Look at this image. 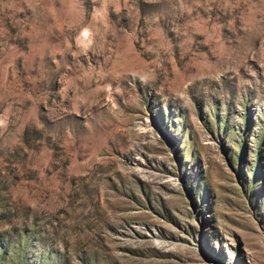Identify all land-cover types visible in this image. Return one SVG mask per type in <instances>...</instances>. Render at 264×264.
<instances>
[{"label":"rangeland","instance_id":"1","mask_svg":"<svg viewBox=\"0 0 264 264\" xmlns=\"http://www.w3.org/2000/svg\"><path fill=\"white\" fill-rule=\"evenodd\" d=\"M0 264H264V0H0Z\"/></svg>","mask_w":264,"mask_h":264}]
</instances>
